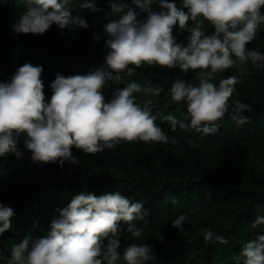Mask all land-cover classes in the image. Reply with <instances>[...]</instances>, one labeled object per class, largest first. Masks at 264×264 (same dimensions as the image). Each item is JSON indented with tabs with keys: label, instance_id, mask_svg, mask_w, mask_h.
Here are the masks:
<instances>
[{
	"label": "clouds",
	"instance_id": "9594fccd",
	"mask_svg": "<svg viewBox=\"0 0 264 264\" xmlns=\"http://www.w3.org/2000/svg\"><path fill=\"white\" fill-rule=\"evenodd\" d=\"M137 6H152L140 18L131 7L113 0L117 19L103 25L105 44L109 49L103 64L85 74H57L51 83L52 95L45 98V83L41 78L42 65L27 62L20 66L8 81H0V157L14 153L22 157L18 146L20 134H25L24 148L31 150L34 162H55L63 167L65 161L76 165L72 153L75 146L84 153L96 154L114 148L121 141H155L176 144L156 123L159 113L150 102L137 103L135 93L142 90L136 82L115 90L106 100L102 92L107 81L120 79V73L132 74L144 64L179 67L184 72L201 69L199 83L177 78L169 92L172 99L184 102V119L168 114L165 120L173 129H194L201 135L215 133L233 105L230 98L240 77L230 75L214 83L216 73L236 68L244 73L249 63L264 68V52L248 48L262 23L264 0H132ZM69 0H25V10L14 23L16 33L43 34L54 23L61 29L74 26L87 29L86 19L72 14ZM81 7L97 10L94 3ZM186 9V10H185ZM214 26L207 33L204 21ZM189 21L195 22L191 26ZM178 31L191 33L186 44L177 42ZM99 41L100 35L94 34ZM135 67H131V66ZM163 89L148 87L146 93L158 95ZM252 105L235 100L233 119L237 126L251 121L245 111ZM191 143V141H189ZM144 205L132 201L120 191L100 196L92 192L74 195L63 208L56 209L47 235L40 238L25 236L13 245L7 264H148L152 247L146 243H131L121 253L120 222L127 231L139 238L143 229L134 223L143 217ZM13 207L0 202V235L12 226ZM188 213L172 220L181 233L191 223ZM264 224L257 216L253 226ZM210 244L228 243L224 235L212 228L203 230ZM243 264H264V233L246 241L241 248ZM239 259V258H238Z\"/></svg>",
	"mask_w": 264,
	"mask_h": 264
},
{
	"label": "trees",
	"instance_id": "16d2710c",
	"mask_svg": "<svg viewBox=\"0 0 264 264\" xmlns=\"http://www.w3.org/2000/svg\"><path fill=\"white\" fill-rule=\"evenodd\" d=\"M86 2L94 3L97 10L81 7ZM115 2L123 4L124 10L135 9L140 18L151 10H160L158 2L143 7L132 0ZM112 3L113 0H69L67 6L73 15L79 13L86 19L87 29L74 26L61 30L54 23L43 34H25L13 29L25 10V0H0V81H8L27 62L42 65L47 99L57 74H85L99 67L109 50L103 25L120 15L113 11ZM194 23L190 21L189 25ZM202 27L207 33L214 31L206 20ZM94 34L101 39L96 41ZM173 35L177 42L186 44L191 33L180 34L174 27ZM247 47L264 52V23ZM200 71L144 64L132 74L120 73V79L107 81L102 89L106 100H110L116 89L131 82L140 84L142 90L135 93L137 103L152 104L159 113L156 123L177 140L176 144L171 139L166 144L121 141L96 154L73 146L72 153L79 164L65 161L61 167L55 162H34L31 150L24 148L26 136L20 134L22 157L14 153L0 157V202L15 212L10 218L11 228L0 235V252L13 238L47 235L56 209L66 206L74 195L92 192L100 196L120 191L144 205L143 217L134 221L143 229L139 238L131 237L127 223L120 222L121 253L131 243H146L152 247L153 257L148 264H243V244L264 233V224L253 226L257 216H264V168L257 165V159L263 157L257 143H264V68L249 63L243 74L234 67L215 74L217 84L230 75L239 76L240 82L230 98L233 107L216 132L205 135L179 125L173 129L171 122L164 119L168 114L184 119L187 105L174 101L169 89L177 78L198 84ZM148 87L163 90L158 95L149 94L144 91ZM237 99L252 105L251 111L244 112L251 121L240 126L233 119ZM234 148L245 149L243 162L233 156ZM180 213H188L192 220L181 233L172 224ZM209 227L224 235L228 243L206 242L202 233ZM118 264H124L122 256Z\"/></svg>",
	"mask_w": 264,
	"mask_h": 264
},
{
	"label": "rangeland",
	"instance_id": "374dc122",
	"mask_svg": "<svg viewBox=\"0 0 264 264\" xmlns=\"http://www.w3.org/2000/svg\"><path fill=\"white\" fill-rule=\"evenodd\" d=\"M177 3L179 4V0ZM188 23L190 24V21ZM174 27H176L177 30L179 28L178 24ZM186 31L187 30L179 31V33L183 34ZM257 145H258V147H260L263 150V155H262L263 157L257 159V165L261 168H264V143L259 142V143H257ZM232 152H233V156H235L238 160H241V162L244 161V157L246 156L245 149L234 148L232 150ZM20 241H21L20 239L13 238L6 243L5 249L0 252V264H7V261H8V258L10 257L11 249H12L13 245L20 242Z\"/></svg>",
	"mask_w": 264,
	"mask_h": 264
}]
</instances>
